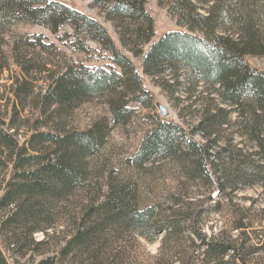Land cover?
<instances>
[{
	"label": "trees",
	"instance_id": "1",
	"mask_svg": "<svg viewBox=\"0 0 264 264\" xmlns=\"http://www.w3.org/2000/svg\"><path fill=\"white\" fill-rule=\"evenodd\" d=\"M146 2L91 1L114 37L59 0H0L1 36L19 23L41 25L69 38L85 60L107 51L119 68L76 63L41 33L0 39V75L10 72V84H0V264H124L123 236L169 234L179 213L208 262L248 264L264 253V229L255 235L259 245L246 246L245 216L234 224L236 239L205 240L195 227L202 208L178 200L163 219L158 205L141 200L137 178L169 161L195 184L229 192L258 186L264 194V71L247 60L264 56V0H163L178 28L159 36ZM65 24L71 31L58 35ZM144 76L195 121L156 119L117 173L98 157L110 126L131 117L130 101L154 107ZM99 98L111 120L73 127V112Z\"/></svg>",
	"mask_w": 264,
	"mask_h": 264
},
{
	"label": "rangeland",
	"instance_id": "2",
	"mask_svg": "<svg viewBox=\"0 0 264 264\" xmlns=\"http://www.w3.org/2000/svg\"><path fill=\"white\" fill-rule=\"evenodd\" d=\"M59 1L100 20L115 37L111 24L104 20L102 14L96 8L90 6L92 0ZM162 2L163 0H147L146 2V8L153 18L156 36L165 31L178 28L169 15L167 7ZM10 31L3 36L0 35V39H8L11 36L10 34L41 33L46 37V43H54L58 49L64 52L67 58H71L76 63L82 62L90 67H113L115 70H119L118 66L112 62L109 52L105 51L96 58L85 60L86 57L83 53L70 50L69 38L68 40H60L47 27L19 23ZM70 31L71 27L65 24L61 26L58 35H64ZM134 60L138 63L139 57H135ZM247 60L252 66L264 71V56L249 55ZM9 76L10 72L4 70L0 75V84L9 85ZM143 79L145 86L154 95V107L149 110L136 101H130L128 106L132 110L131 117L123 125L110 124L111 128L106 145L98 157V162L105 163L111 169L117 170V173H119V170H123L124 157L134 151L144 130L151 126L156 119L170 120L185 127L195 121V118L190 115L184 117L183 114L186 111L181 110V106H176V102L169 100L168 95L149 77L144 76ZM178 94L180 97L184 96L181 89ZM7 96L10 97L11 95L8 94ZM158 104H162L166 108L167 114L165 116L161 115ZM99 116H107L109 121L111 120L109 110L104 105L102 98L86 102L77 108L72 114L71 125L77 129H83ZM236 140H239V138ZM137 178H139L141 184V200L158 205L159 214L162 218L167 216V208L174 206V203L178 200H182L183 203L190 202L184 204L185 209L193 211L202 208L195 227L204 236L205 240L213 237L236 239L240 230L234 229V224L245 216L244 222L250 223L249 227L245 229L246 236H248L246 246L261 243V240L255 237V235H258V230L262 231L264 229V221L262 220L264 213L261 212V209L264 208V194L261 193L258 186L239 187L237 190L230 192L229 190H216L206 184H195L188 181L182 176L180 170L175 168L173 163L169 161H157L150 164ZM182 215L184 216V213L177 215L176 218L180 223L169 234L164 231H155V238L151 240L137 235L123 236L119 241L121 248L119 252L124 259V264H214L208 262L206 256L203 255L204 246L202 241L194 233L189 222L183 221ZM42 236L41 233L37 234L38 238ZM239 241L241 240H238V243H240ZM229 255L230 253H228ZM228 256H225L224 260H230ZM246 260L248 264H264V253L250 255ZM21 262L23 264L24 259ZM238 263L241 264L237 260Z\"/></svg>",
	"mask_w": 264,
	"mask_h": 264
},
{
	"label": "water",
	"instance_id": "3",
	"mask_svg": "<svg viewBox=\"0 0 264 264\" xmlns=\"http://www.w3.org/2000/svg\"><path fill=\"white\" fill-rule=\"evenodd\" d=\"M158 107L160 109L161 115L165 116L167 114L166 108L162 104H158Z\"/></svg>",
	"mask_w": 264,
	"mask_h": 264
}]
</instances>
